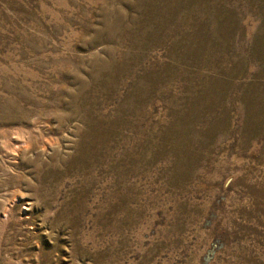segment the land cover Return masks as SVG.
<instances>
[{
  "label": "rangeland",
  "instance_id": "obj_1",
  "mask_svg": "<svg viewBox=\"0 0 264 264\" xmlns=\"http://www.w3.org/2000/svg\"><path fill=\"white\" fill-rule=\"evenodd\" d=\"M0 264H264V0H0Z\"/></svg>",
  "mask_w": 264,
  "mask_h": 264
}]
</instances>
